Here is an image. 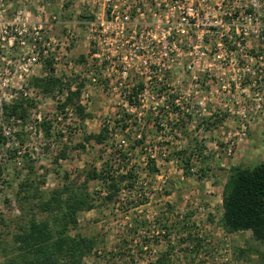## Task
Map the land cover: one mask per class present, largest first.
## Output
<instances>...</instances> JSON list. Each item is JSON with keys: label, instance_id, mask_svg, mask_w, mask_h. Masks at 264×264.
Wrapping results in <instances>:
<instances>
[{"label": "rangeland", "instance_id": "rangeland-1", "mask_svg": "<svg viewBox=\"0 0 264 264\" xmlns=\"http://www.w3.org/2000/svg\"><path fill=\"white\" fill-rule=\"evenodd\" d=\"M2 3L4 23L0 24V104L2 101H11L14 93L23 89L28 97H35L37 111H33L30 123L25 126L6 125L0 115L2 137L5 138L3 133L8 127L11 129L5 143H0L4 169L0 176V219L5 221L4 224L0 222V231H13L26 211L25 206H20L15 199L17 184L28 175L27 168L23 166L25 161L33 163L34 170L30 177L44 182L41 187L44 192L60 185L65 172L73 178L87 169H100V157L103 155L107 158L109 148L93 142L84 144V150L73 147L82 143L83 135L97 133L106 121L123 118V124L127 125L124 131L120 132V125L114 126L116 146L121 139L128 140L129 147L138 134L146 136L145 143L131 152V160L126 163L128 168L135 169L138 179L129 192L122 190L120 197L123 200L102 203L93 211L78 214L77 231L84 236H95L98 242L97 251L85 258L86 264H149L167 245L174 247L169 256L172 264H252L255 256L248 253L239 258L238 250L253 249L264 254V246L256 243L250 232L226 234L220 224V195L229 168L238 164L251 166L264 160V89L260 90L262 105L259 109H256L253 100L256 89L240 92L230 87V93L219 90L222 104L208 103L204 115L195 121L189 118L179 121V125L175 124L177 132L173 133L154 126L155 120L160 122L149 111V107L145 108L143 118L138 122L132 114L116 104L115 98L104 86H92L88 89V103L83 107L90 118L80 122L71 107H57L65 98V89L62 92L56 89L50 94L35 95L30 80L46 77L45 73L49 71L44 67L49 60L40 57L38 64L25 71L23 59L31 54V39L23 37L24 32L18 35L12 31L8 23L18 19L15 24L17 31H31L33 27L40 26L47 36L61 43L51 52V56L55 57L51 60V74L60 78L63 84L71 80L66 84L68 88L78 83L74 65H80L89 58L84 22L91 18L89 11L93 7L92 1L70 0L68 6H64L61 0H2ZM67 29H71L75 36L68 43L63 40ZM249 47L253 54L256 51L262 53L263 58L253 61L252 65L261 69L259 75L264 77V39L252 37ZM68 62L73 66H69ZM76 71H80V68ZM233 73L236 74L231 71L229 75ZM257 78L252 76L253 80ZM188 84L185 83V88ZM232 95L236 96L237 104L228 102ZM241 107H245L249 115V129L243 139L233 135L239 124L236 112ZM213 110L219 111L220 118H213ZM38 114L42 121L45 118V122L50 125V137H46L42 128H38V123L34 122ZM161 122L171 125L169 121ZM20 129L26 135L22 146L14 134ZM231 141L235 142V146L231 154L227 155L226 148ZM198 145L203 147L202 157L193 159L191 174L186 176L176 153L179 150L197 153L195 146ZM64 147L67 158L59 160L56 165L52 164V156ZM18 148L27 153L24 162L19 157L18 161L22 162L20 165L9 156L12 149ZM147 154L154 159L158 170L154 175H148L145 171ZM89 190L93 193L99 191L101 184L90 181ZM142 198H147V202L140 204ZM132 220L143 227L137 226L139 230L134 236L129 231L132 227L126 225ZM145 221L148 225L144 224ZM182 224L185 228H182ZM186 231L198 239L200 247L197 256L193 257V253L182 250V247L192 249L193 244H187L186 241L182 246L177 244V238L184 241ZM119 245L124 247L123 250L120 251ZM128 249L133 258L131 261L125 254Z\"/></svg>", "mask_w": 264, "mask_h": 264}, {"label": "built area", "instance_id": "built-area-1", "mask_svg": "<svg viewBox=\"0 0 264 264\" xmlns=\"http://www.w3.org/2000/svg\"><path fill=\"white\" fill-rule=\"evenodd\" d=\"M91 1V18L84 22L89 58L74 65L80 68L74 72L82 83V107L88 103L90 87L104 86L116 104L136 121L142 120L149 107L160 122V130L173 133L179 121H195L204 115L208 103L222 104L219 90L230 93V87L240 92L256 89L254 104L256 109L261 107L264 77L252 62L263 56L259 51L253 54L249 44L252 37L264 39V0ZM3 12L0 0V24L4 23ZM16 20L8 23L11 30L18 35L24 32L23 37L31 39V54L23 59L25 71L38 64L40 57L54 60L51 52L61 43L47 36L40 26L17 31ZM73 37L71 29L65 30L64 42ZM68 65L73 66L71 62ZM231 71L236 74L229 75ZM76 85L70 90L74 91ZM231 101L238 103L235 95ZM213 113L214 119L220 118L219 111ZM236 114L239 124L233 135L243 139L249 129L248 111L241 107ZM35 118L40 120V115ZM3 134L8 139L9 128ZM234 146L235 142L228 143L227 155Z\"/></svg>", "mask_w": 264, "mask_h": 264}, {"label": "trees", "instance_id": "trees-1", "mask_svg": "<svg viewBox=\"0 0 264 264\" xmlns=\"http://www.w3.org/2000/svg\"><path fill=\"white\" fill-rule=\"evenodd\" d=\"M61 1L64 6H68L70 0ZM51 64V61L45 63L44 69L48 68L49 71L46 77H35L30 80L35 95L50 94L56 89L62 92L65 89V98L57 107L59 109L71 107L75 110L80 122L90 118V115L85 113L84 108L79 105L82 85L74 83L77 84L74 91H71L69 87L66 88V84L71 80L63 84L60 78L54 77L51 74L53 71ZM33 111H37L36 99L28 97L23 89L16 91L11 101H2L0 104L1 121L6 125H27L32 119ZM35 121L38 123L37 127L42 128L44 135L50 137L51 127L45 122V118L44 121L41 119H35ZM123 122L125 123L123 118L106 121L97 133L83 135L82 143L73 147L84 150V144L93 142L106 149L109 148L110 152L107 158H104L103 155L100 157V169L93 167L82 171L73 178L70 173L65 172L61 184L46 192L41 189L44 183L42 180L35 181L30 177L34 168L31 161L28 163L25 161L26 151H22L18 155L17 151L20 149H12L9 156L13 159L20 157L23 162L25 161L23 166L28 170V175L17 184L15 191V199L20 206H25L26 211L13 231L9 233L0 231L1 264H86L85 258L97 251L98 242L95 236H84L77 231L78 214L93 211L102 203L109 204L123 200L120 197L122 190L129 192L138 179L135 169L128 168L126 163L131 160V152L145 143L146 136L144 134L139 137L135 136L129 147L128 140L124 139H121L123 143H118L116 146L114 141L117 140V135L114 126L120 125V132H122L127 128ZM153 124L158 128L157 120ZM177 125L179 124L177 123ZM9 130L11 129L9 128ZM14 134L18 139V144L22 146L23 137L26 135L22 130ZM57 136L61 135L58 133ZM5 141L6 137H2L0 133V143H5ZM65 148L52 156V164L56 165L59 160L67 158ZM195 151L198 152L179 150L176 153L177 159L181 162V169L186 176L191 174L193 159L202 157L203 147L195 146ZM1 159L0 155V176L4 170ZM145 171L148 175H154L158 171L154 159L149 154L146 156ZM94 180L101 184V190L93 193L89 190V182ZM220 200V224L223 232L226 234L250 232L253 240L264 246V160L251 166L238 164L230 167L222 187ZM145 202H147V198L139 200L140 204ZM135 221L132 220L126 224L132 227L129 228V231L133 236L137 234L141 225ZM0 222L5 223L2 218ZM144 224L148 225L146 221ZM148 227L150 228V226ZM182 228H185L183 224ZM185 241L193 246L192 249L182 247V250L190 254L193 253V257L197 256L200 247L198 239L190 231H186L184 241L177 238L178 246H182ZM123 248L119 245L120 251ZM173 249L174 247L167 245L166 249L149 264H172L169 256ZM248 253L255 256L252 264H264V254L258 250H238L237 256L240 258ZM125 254L128 260H133L129 249Z\"/></svg>", "mask_w": 264, "mask_h": 264}]
</instances>
